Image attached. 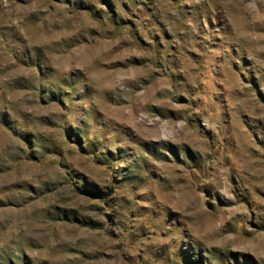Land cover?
Wrapping results in <instances>:
<instances>
[{
    "label": "rangeland",
    "instance_id": "rangeland-1",
    "mask_svg": "<svg viewBox=\"0 0 264 264\" xmlns=\"http://www.w3.org/2000/svg\"><path fill=\"white\" fill-rule=\"evenodd\" d=\"M0 264H264V0H0Z\"/></svg>",
    "mask_w": 264,
    "mask_h": 264
},
{
    "label": "trees",
    "instance_id": "trees-1",
    "mask_svg": "<svg viewBox=\"0 0 264 264\" xmlns=\"http://www.w3.org/2000/svg\"><path fill=\"white\" fill-rule=\"evenodd\" d=\"M86 194L92 195V193L89 191H85Z\"/></svg>",
    "mask_w": 264,
    "mask_h": 264
}]
</instances>
